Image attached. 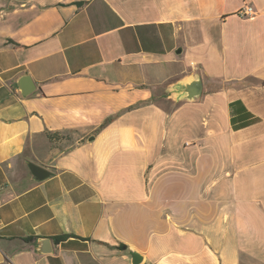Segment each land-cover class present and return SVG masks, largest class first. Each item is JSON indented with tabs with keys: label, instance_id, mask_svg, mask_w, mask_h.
Wrapping results in <instances>:
<instances>
[{
	"label": "crops",
	"instance_id": "0c3cea01",
	"mask_svg": "<svg viewBox=\"0 0 264 264\" xmlns=\"http://www.w3.org/2000/svg\"><path fill=\"white\" fill-rule=\"evenodd\" d=\"M128 248L264 264V0H0V264Z\"/></svg>",
	"mask_w": 264,
	"mask_h": 264
},
{
	"label": "water",
	"instance_id": "95a60500",
	"mask_svg": "<svg viewBox=\"0 0 264 264\" xmlns=\"http://www.w3.org/2000/svg\"><path fill=\"white\" fill-rule=\"evenodd\" d=\"M17 85L20 88V92L22 95L29 94L32 90L35 88V83L28 74L21 75L17 80ZM202 92V79L198 73L190 74L186 78L177 81L175 85V89L171 90V94H174L177 98L176 100H194L197 99ZM28 167L31 171V173L35 176L36 179L42 180L49 176L50 172L34 163V162H28ZM37 243L40 247H43L44 245H48L49 247L45 249H37L38 252H50L51 251V241L48 237H41L37 239ZM121 248H126L124 244L121 245ZM128 255L131 258L132 264H138L142 260V256L137 253L136 251L129 249L127 250Z\"/></svg>",
	"mask_w": 264,
	"mask_h": 264
},
{
	"label": "built area",
	"instance_id": "2783aa9c",
	"mask_svg": "<svg viewBox=\"0 0 264 264\" xmlns=\"http://www.w3.org/2000/svg\"><path fill=\"white\" fill-rule=\"evenodd\" d=\"M255 13L251 5H243L238 11L237 14L241 17L251 16Z\"/></svg>",
	"mask_w": 264,
	"mask_h": 264
},
{
	"label": "trees",
	"instance_id": "16d2710c",
	"mask_svg": "<svg viewBox=\"0 0 264 264\" xmlns=\"http://www.w3.org/2000/svg\"><path fill=\"white\" fill-rule=\"evenodd\" d=\"M65 237H66V235H61V236H56L54 239L59 240V239L65 238Z\"/></svg>",
	"mask_w": 264,
	"mask_h": 264
}]
</instances>
